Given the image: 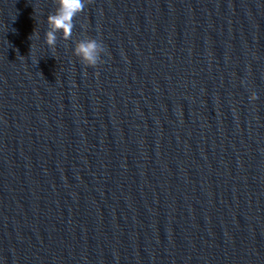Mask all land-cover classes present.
I'll use <instances>...</instances> for the list:
<instances>
[{
    "label": "water",
    "instance_id": "1",
    "mask_svg": "<svg viewBox=\"0 0 264 264\" xmlns=\"http://www.w3.org/2000/svg\"><path fill=\"white\" fill-rule=\"evenodd\" d=\"M55 6L0 0V264H264V0Z\"/></svg>",
    "mask_w": 264,
    "mask_h": 264
},
{
    "label": "clouds",
    "instance_id": "2",
    "mask_svg": "<svg viewBox=\"0 0 264 264\" xmlns=\"http://www.w3.org/2000/svg\"><path fill=\"white\" fill-rule=\"evenodd\" d=\"M90 2L91 0H54L56 6L46 16L47 28L44 34L45 43L53 52L58 41L57 33H59V38L64 41L72 39L74 19L85 10L86 5ZM33 38L39 39V34L33 33L30 39ZM72 52L79 58L82 65L95 68L103 63L102 54L105 53V46L102 41L85 36V38L74 42ZM257 98L256 92H250V101H255Z\"/></svg>",
    "mask_w": 264,
    "mask_h": 264
}]
</instances>
